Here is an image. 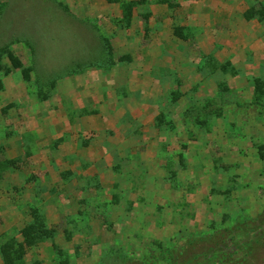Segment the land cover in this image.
Masks as SVG:
<instances>
[{
    "label": "rangeland",
    "instance_id": "374dc122",
    "mask_svg": "<svg viewBox=\"0 0 264 264\" xmlns=\"http://www.w3.org/2000/svg\"><path fill=\"white\" fill-rule=\"evenodd\" d=\"M19 251L264 264V0H0V264Z\"/></svg>",
    "mask_w": 264,
    "mask_h": 264
},
{
    "label": "trees",
    "instance_id": "16d2710c",
    "mask_svg": "<svg viewBox=\"0 0 264 264\" xmlns=\"http://www.w3.org/2000/svg\"><path fill=\"white\" fill-rule=\"evenodd\" d=\"M23 250V249H22ZM19 253V256L18 255H11V254H9V255H6V257H5V260H6V263L7 264H13V263H15L16 261L18 262V261H20L21 259H22V251H19L18 252ZM16 262V263H17Z\"/></svg>",
    "mask_w": 264,
    "mask_h": 264
}]
</instances>
